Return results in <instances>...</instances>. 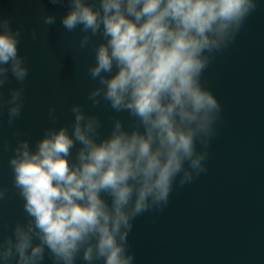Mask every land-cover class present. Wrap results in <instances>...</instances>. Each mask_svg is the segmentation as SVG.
I'll return each instance as SVG.
<instances>
[{"label": "clouds", "instance_id": "9594fccd", "mask_svg": "<svg viewBox=\"0 0 264 264\" xmlns=\"http://www.w3.org/2000/svg\"><path fill=\"white\" fill-rule=\"evenodd\" d=\"M68 4L61 20L67 31L82 26L85 33L106 41L96 46V63L89 68L99 84L89 94L93 106L106 101L138 124L129 132L116 119L111 135L98 142L101 121L77 104L71 134L67 126L52 127L35 151L28 140L17 144L9 165L28 220L16 225L14 238L0 240V264H42L46 250L54 264H75L81 252L86 264H133L128 235L135 218L163 211L177 177L183 187L208 171L205 161L222 105L202 85V73L216 53L234 42L257 0ZM44 22L51 25L55 18ZM0 26L5 29L0 32L2 88L8 82L5 66L10 65L19 82L28 68L18 55L19 33H12L6 21ZM89 41L83 36L81 46ZM114 67L118 71L113 75ZM22 94V88L13 89L7 101L10 124L21 114ZM54 113L53 108V120ZM76 143L81 147L72 161ZM4 195L0 189V198Z\"/></svg>", "mask_w": 264, "mask_h": 264}, {"label": "water", "instance_id": "95a60500", "mask_svg": "<svg viewBox=\"0 0 264 264\" xmlns=\"http://www.w3.org/2000/svg\"><path fill=\"white\" fill-rule=\"evenodd\" d=\"M88 2L99 7V0ZM68 12V0H0V25L6 21L12 33H19L18 55L28 68L26 79L19 82L10 65L5 66L8 82L0 88V189L5 190L0 240L14 238L16 225L28 220L9 165L20 141L28 140L35 151L48 128L67 126L71 134L72 107L77 104L101 121L98 142L111 135L116 119L129 132L138 124L106 101L93 106L89 94L99 84L89 68L96 63V46L106 41L85 33L82 26L67 31L61 20ZM48 16L55 23L45 24ZM85 35L90 41L82 47ZM116 71L114 67L112 74ZM201 83L222 105L205 161L208 171L183 187L177 177L163 211L135 218L128 235L133 264H264V0H257L234 42L214 55ZM21 88V114L10 124L7 101L13 89ZM80 147L76 143L70 160L75 161ZM197 149L203 150L199 142ZM105 199L110 203V197ZM82 254L75 264H86ZM42 264H54L47 250Z\"/></svg>", "mask_w": 264, "mask_h": 264}]
</instances>
